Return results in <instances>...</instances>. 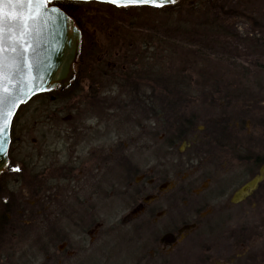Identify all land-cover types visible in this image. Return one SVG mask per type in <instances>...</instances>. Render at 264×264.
<instances>
[{
    "label": "rangeland",
    "instance_id": "374dc122",
    "mask_svg": "<svg viewBox=\"0 0 264 264\" xmlns=\"http://www.w3.org/2000/svg\"><path fill=\"white\" fill-rule=\"evenodd\" d=\"M181 1L183 4L172 11L148 7L118 9L98 2L78 4L75 16L81 31V48L74 82L67 90L42 94L20 107L11 128L14 149L18 142L23 149L19 152L16 148L12 155L14 164L21 163L22 174L39 171L38 146L31 140H40L42 131L47 129L51 134L50 126L59 125L60 132L55 139L60 141L57 148L60 165H63L69 156V126L86 124L91 121V114L99 117L107 114L108 124L115 125L120 101L125 141H136V133L139 134L140 130L135 132L133 128L135 119L142 120L143 113L149 110L152 102L157 112L163 115L167 112L157 106V95H149L145 87L139 86V95H128L130 85L125 75L134 74L135 80L129 78V83H139L141 80L136 78L135 72H146L149 67L153 76L159 73L163 79L168 74L172 77L184 75L191 89L190 95L184 97L183 105L178 108L192 127L182 133L186 134L185 137L175 135L173 143H169L171 145H168L167 138L159 143L158 139L166 130L157 128V163L163 160V155L174 158L195 156V167L210 172L212 180L222 183L234 177L235 167L229 159V151L215 144L217 141L207 139L209 133L206 128L216 121L225 122L228 130L234 124L240 125L242 135L244 129L251 131L250 125H256L251 143L256 153L261 155L264 146L260 142V131L264 128V0ZM192 6L200 11L199 18L185 13ZM179 21H191L197 27L187 33L174 30V24ZM202 92L208 95H201ZM107 111H113L114 117ZM172 119L170 117V121ZM42 124L46 129L40 126ZM50 139L49 135L47 140ZM191 142L199 143L198 152ZM142 144L139 143L140 152L136 154V160L141 164L152 157V151H144ZM225 146L228 148V142ZM33 149L36 151L31 156ZM25 166L28 168L24 171ZM10 177L7 174L0 178V206L8 201L9 194L33 204L37 189L25 191L19 180L14 179L11 183ZM234 189L228 194L226 204ZM24 206L28 210L27 215L19 219H36L35 208ZM207 219L219 224L191 232L186 241L172 250V264H197L200 254L208 246L212 252L225 251L228 237L240 241L247 239L248 251L256 258L253 264H264V199L261 201L259 196L253 195L247 201L231 206L228 211L213 209ZM35 229V225L30 226L29 235L35 236ZM151 229L146 224L136 228L133 224L119 223L105 228L108 232V264L127 263L147 236L159 237L162 233L159 229ZM14 236L11 245L8 244V251L10 247L11 251H24L29 263L36 264L35 238L24 243L19 239L20 233L16 232Z\"/></svg>",
    "mask_w": 264,
    "mask_h": 264
},
{
    "label": "flooded vegetation",
    "instance_id": "af4514ba",
    "mask_svg": "<svg viewBox=\"0 0 264 264\" xmlns=\"http://www.w3.org/2000/svg\"><path fill=\"white\" fill-rule=\"evenodd\" d=\"M121 104L120 101L115 125L108 124L107 114L102 117L91 114V121L86 124L69 126V156L63 165H60L57 148L60 141L55 139L60 132L59 125L50 126L51 134L45 125H40L46 132H41L40 140H31L38 146L39 171L36 174L26 172V166L22 174L21 163L14 164L13 152L16 148L20 152L22 147L18 142L14 149L15 140L10 129L8 164L0 178L10 174L11 183L14 179L19 180L23 190L37 191L33 204L9 194L8 201L0 206V264H30L24 251H11L12 247L8 251L16 232L22 235L19 239L24 243L35 238L36 264H108V232L104 229L116 226V223L133 224L136 228L146 224L152 228L151 231L159 229L162 232L159 237L147 236L125 264H172V250L186 241L191 232L219 224L207 219L213 209L228 211L231 206L247 201L253 195L263 201L264 146L258 155L251 143L256 125H250L251 131L244 129L243 135L238 124L213 135L214 142L217 141L215 144L229 151V159L235 167L234 177L220 183L212 180L210 172L195 167V156L174 158L163 155V160L157 163V128L166 130L158 139L159 143L167 138L168 145H171L176 134L169 123L171 111L166 110L163 115L156 111L153 102L143 113L142 120L135 119L133 128L135 132L140 130L139 134L136 133V141H125ZM112 112L107 111L113 118ZM260 132L263 145L264 128ZM49 135L52 139L47 140ZM227 142L228 148L225 146ZM139 143L144 151H152V157L143 164L136 160V154L140 152ZM191 146L197 148V152L200 149L199 143L191 142ZM31 151L32 156L36 150ZM12 168L20 171H12ZM258 176L261 179L255 189L245 198L234 200L235 193ZM244 179L246 181L242 183ZM240 182L242 184L234 189ZM231 189L234 191L226 204ZM1 191L0 187V195ZM24 205L35 208L36 219H19L27 215ZM33 225L37 228L35 236L29 235L28 230ZM227 239L225 251L212 252L208 246L200 254L197 264H253L256 258L248 251L247 239Z\"/></svg>",
    "mask_w": 264,
    "mask_h": 264
},
{
    "label": "snow or ice",
    "instance_id": "6c2138e0",
    "mask_svg": "<svg viewBox=\"0 0 264 264\" xmlns=\"http://www.w3.org/2000/svg\"><path fill=\"white\" fill-rule=\"evenodd\" d=\"M88 2V0H84ZM100 3L117 7L155 6L175 0H98ZM50 0H0V157L6 156L5 145L12 118L20 103L29 94H34L38 87L35 82L29 83L26 72L32 67L29 63L31 41L38 34L39 25L50 17L47 5ZM7 6L8 11H5ZM57 9L52 8L51 13ZM21 63L24 67L22 69ZM19 172V168H12Z\"/></svg>",
    "mask_w": 264,
    "mask_h": 264
},
{
    "label": "water",
    "instance_id": "95a60500",
    "mask_svg": "<svg viewBox=\"0 0 264 264\" xmlns=\"http://www.w3.org/2000/svg\"><path fill=\"white\" fill-rule=\"evenodd\" d=\"M57 1H76L84 0H50L47 5L50 17L45 18V22L39 25L38 34L34 36L31 43L34 48H30L29 63L32 67L26 72L25 78L29 83L35 82L38 86L34 94H29L18 108L26 104L36 95L48 93L51 91H63L67 89L74 80V67L80 52L81 32L75 26L73 20L57 6L53 5ZM181 0H175L173 3H165L163 6H127L115 8H139L148 7L152 9H161L167 6H173ZM88 2H98V0H88ZM100 3V2H98ZM107 4V3H103ZM57 9L56 13H51V9ZM5 11H8L7 6ZM23 69L24 65L21 63ZM16 109V111L18 110ZM16 113V112H15ZM14 117V116H13ZM13 119V118H12ZM10 143V128L8 131V141L5 145L6 156L0 157V174L4 172L8 164V148ZM261 176L255 177L251 182L240 188L234 195V200L239 201L248 196L256 187Z\"/></svg>",
    "mask_w": 264,
    "mask_h": 264
},
{
    "label": "trees",
    "instance_id": "16d2710c",
    "mask_svg": "<svg viewBox=\"0 0 264 264\" xmlns=\"http://www.w3.org/2000/svg\"><path fill=\"white\" fill-rule=\"evenodd\" d=\"M183 1H180L178 4L174 6H169L162 8V10L166 11H172L176 8L180 7L183 3ZM78 2H68V1H58L55 2L54 5L60 8L64 13H66L75 23V25L79 28L77 19H76V11L78 10ZM200 11L196 10V7L192 6L187 11H185L186 14L194 15L197 18L200 16ZM192 17V16H191ZM190 17V18H191ZM189 18V17H188ZM207 26V25H205ZM194 24L189 22H183L179 21L178 24H174V30H181L183 32H188L189 30L196 29ZM80 29V28H79ZM147 59L151 60L149 57H146ZM132 74V73H131ZM125 75V80L128 82V86L130 85V92L128 95H139V88L145 87L148 89L149 95H157V106L162 107L163 109L167 111H171L172 120L169 122L170 125H172V130L176 135L181 136V134L185 131H189L192 127V124L189 120L185 119L181 114V109L178 107L180 105H183V100H185L184 97L187 95H190V83L188 78H185L184 75H177L176 77H172L171 74H168V77L162 78V74H156L154 73V76L152 74V71H150V67L148 68V71L140 73L135 72V76L137 79L141 80L139 83L131 81L129 83V78H135L132 75ZM144 74V75H142ZM138 75V77H137ZM132 84V85H131ZM134 84V85H133ZM140 86V87H139ZM178 95V97H176ZM182 97H180V96ZM201 95H208L206 92H202ZM133 98V97H131ZM134 102V101H133ZM181 102V103H180ZM186 102V101H185ZM225 122L223 121H216L214 122L210 127L206 128L208 133L210 134V139L214 140L212 135L223 133L226 131L227 127H225ZM186 134H182V137H185Z\"/></svg>",
    "mask_w": 264,
    "mask_h": 264
}]
</instances>
